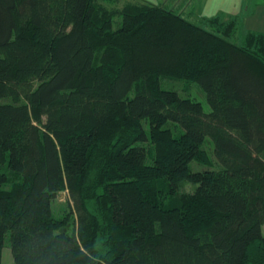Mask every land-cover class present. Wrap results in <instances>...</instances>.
Masks as SVG:
<instances>
[{
    "label": "trees",
    "instance_id": "trees-1",
    "mask_svg": "<svg viewBox=\"0 0 264 264\" xmlns=\"http://www.w3.org/2000/svg\"><path fill=\"white\" fill-rule=\"evenodd\" d=\"M237 22L0 0V264L7 236L16 264H264V34Z\"/></svg>",
    "mask_w": 264,
    "mask_h": 264
},
{
    "label": "crops",
    "instance_id": "crops-1",
    "mask_svg": "<svg viewBox=\"0 0 264 264\" xmlns=\"http://www.w3.org/2000/svg\"><path fill=\"white\" fill-rule=\"evenodd\" d=\"M182 16L201 24L207 18H236L241 31L236 34L241 43L247 32L264 34V0H168ZM160 5H166L164 1Z\"/></svg>",
    "mask_w": 264,
    "mask_h": 264
},
{
    "label": "rangeland",
    "instance_id": "rangeland-1",
    "mask_svg": "<svg viewBox=\"0 0 264 264\" xmlns=\"http://www.w3.org/2000/svg\"><path fill=\"white\" fill-rule=\"evenodd\" d=\"M124 1L125 0H121V4ZM144 1L158 4V5H160L159 2L164 1V3H166L168 8L176 9L175 8L176 6H173L171 1L168 2V0H144ZM121 19L122 17L120 15L115 17L114 19L115 27H117L120 24ZM236 24L237 25L233 28V31H235L236 29L235 34L241 31L239 22H237ZM161 85L163 88H166V89L177 90L182 96L198 99L199 101L203 103L205 111L207 112L210 111V106L207 102L205 91L201 88V86L198 83L193 82V81H186V80H173L172 78L164 77L163 80L161 81ZM204 146L207 149H210V150L212 149V143L209 137L206 138ZM193 167H196V166L193 165ZM187 187H190V185H187ZM53 210H54L55 216L59 219L66 218L67 216L71 214L70 213L71 199H70L68 190H63L58 193L57 197L53 201ZM73 216L74 214L72 215V218H74ZM263 233H264V225H263ZM7 238L8 239H7L6 246L3 249L2 264H16L14 257L12 255L11 247H10V241H9L10 237L7 236Z\"/></svg>",
    "mask_w": 264,
    "mask_h": 264
}]
</instances>
